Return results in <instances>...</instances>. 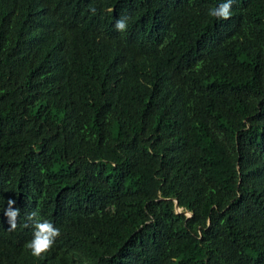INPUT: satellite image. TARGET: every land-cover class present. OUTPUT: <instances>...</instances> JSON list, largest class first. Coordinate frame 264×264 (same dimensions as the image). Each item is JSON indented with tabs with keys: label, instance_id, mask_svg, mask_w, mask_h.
Wrapping results in <instances>:
<instances>
[{
	"label": "trees",
	"instance_id": "1",
	"mask_svg": "<svg viewBox=\"0 0 264 264\" xmlns=\"http://www.w3.org/2000/svg\"><path fill=\"white\" fill-rule=\"evenodd\" d=\"M223 2L0 0V264H264V0Z\"/></svg>",
	"mask_w": 264,
	"mask_h": 264
},
{
	"label": "clouds",
	"instance_id": "2",
	"mask_svg": "<svg viewBox=\"0 0 264 264\" xmlns=\"http://www.w3.org/2000/svg\"><path fill=\"white\" fill-rule=\"evenodd\" d=\"M233 0H224L217 7L212 8L209 11V15L220 20H227L231 18V6ZM94 11V10H93ZM115 28L117 31L123 32L127 29V18L117 19L115 22ZM7 209L4 211V215L8 217V223L10 225L9 230H15L17 228V220L20 215L18 208L14 209L15 200L9 199L7 201ZM27 220L32 222L33 237L26 244V247L30 249L31 254L34 257H41L46 252L50 251L53 247L56 239L60 236V230L54 226L49 220H41L38 217L37 212L32 211L28 214ZM28 225L25 224L24 227Z\"/></svg>",
	"mask_w": 264,
	"mask_h": 264
},
{
	"label": "water",
	"instance_id": "3",
	"mask_svg": "<svg viewBox=\"0 0 264 264\" xmlns=\"http://www.w3.org/2000/svg\"><path fill=\"white\" fill-rule=\"evenodd\" d=\"M175 208H176L177 213H180L178 203H176ZM184 214H186V213H184ZM187 215H188V214H187ZM188 216H189V215H188Z\"/></svg>",
	"mask_w": 264,
	"mask_h": 264
}]
</instances>
